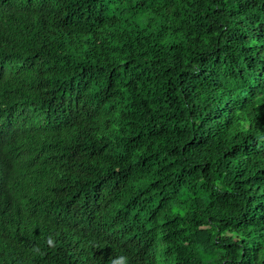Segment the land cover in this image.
<instances>
[{
  "label": "trees",
  "instance_id": "1",
  "mask_svg": "<svg viewBox=\"0 0 264 264\" xmlns=\"http://www.w3.org/2000/svg\"><path fill=\"white\" fill-rule=\"evenodd\" d=\"M264 264V0H0V264Z\"/></svg>",
  "mask_w": 264,
  "mask_h": 264
},
{
  "label": "clouds",
  "instance_id": "2",
  "mask_svg": "<svg viewBox=\"0 0 264 264\" xmlns=\"http://www.w3.org/2000/svg\"><path fill=\"white\" fill-rule=\"evenodd\" d=\"M122 259H124V260H125V264H126V258H122Z\"/></svg>",
  "mask_w": 264,
  "mask_h": 264
}]
</instances>
